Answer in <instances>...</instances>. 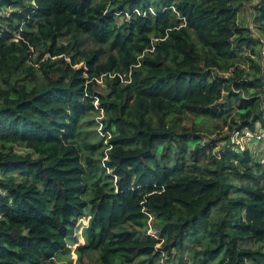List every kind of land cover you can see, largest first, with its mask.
Instances as JSON below:
<instances>
[{
    "label": "trees",
    "instance_id": "trees-1",
    "mask_svg": "<svg viewBox=\"0 0 264 264\" xmlns=\"http://www.w3.org/2000/svg\"><path fill=\"white\" fill-rule=\"evenodd\" d=\"M242 6L0 0V264H57L71 245L98 264H264V155L195 126L250 133L264 154L261 42ZM253 9L264 33V0Z\"/></svg>",
    "mask_w": 264,
    "mask_h": 264
},
{
    "label": "rangeland",
    "instance_id": "rangeland-1",
    "mask_svg": "<svg viewBox=\"0 0 264 264\" xmlns=\"http://www.w3.org/2000/svg\"><path fill=\"white\" fill-rule=\"evenodd\" d=\"M258 3V0H242V8L239 14V22L241 23V25L243 26H248L250 27L256 34L258 39L261 38L262 39V43H260V46H262V55L264 54V33L263 32H259L260 30H257V24H255L253 22L255 14L253 12V6H255ZM248 17V18H247ZM248 19V20H247ZM259 54L260 50H256ZM260 51V53H261ZM247 56V55H246ZM39 57H40V53H33L32 54V58L30 60V65L32 66V68H34L35 70V75L38 77V81L43 80V76L42 73L40 71V67H39ZM259 58V55H258ZM257 58V60H258ZM48 59H50V55H46L43 59H41V62L43 61H47ZM53 61L56 60V58H51ZM65 61L70 62V58L65 57L64 58ZM255 60V58H254ZM84 66V63L77 65L76 68H81ZM242 70H244L245 72H250V70L248 71V66L247 65H241L239 66ZM262 69L263 72L262 74H264V55L262 58ZM33 77H28L23 79L24 82H28L29 80H31ZM100 86L98 87V92L100 93H107L108 92V87L107 85H103L102 82L98 83ZM261 99H262V103H261V107L264 110V93L261 94ZM95 120L98 122L100 120H102L103 118V113L101 114H96L94 115ZM192 123H195L193 121L192 118H186L184 119L181 123H178L181 127H186V128H191ZM197 130L201 131V134L204 136L205 140L206 139H214V140H220V145L226 141L225 137H229V142L230 143H235L238 144L241 148H246L248 147L249 150L255 155L258 156V158L262 159L263 158V144L259 143L256 141V138L254 136H251L250 133H244V135H236L233 132L228 131L227 127H224L222 125L221 122H214V123H207L204 121H200L197 122V125H195ZM219 128V129H218ZM99 130L102 131V134L99 133V136L101 137V139L104 140V145L107 146L109 138H111V133L110 136L108 138H103L102 136H105V132L102 130V127H99ZM243 134V133H241ZM236 140V141H235ZM98 140H94V142H97ZM236 148V147H235ZM219 147L217 149H215V153L218 151ZM108 149H105L104 152L105 154L107 153ZM106 160V158L104 159ZM81 224L82 226H87L88 225V219H83L81 220ZM157 225H155V223H153V221L151 220V225H150V233H153L154 235L159 234V232L157 231L156 228ZM82 229V228H81ZM124 229H129V227H124ZM82 231L78 230V240L80 242V244L84 243V239L81 236ZM72 249L71 252L64 255V256H60L58 257L57 260V264H98L97 263V254L93 253H85L82 257L76 252L77 249V245H71ZM160 247V246H159ZM179 257V256H178ZM190 256L187 254H184L183 259L187 262L186 264H190V260H189ZM167 259V256H165L164 260ZM161 264H166L165 261L161 262ZM174 264H178V259L175 260Z\"/></svg>",
    "mask_w": 264,
    "mask_h": 264
},
{
    "label": "crops",
    "instance_id": "crops-1",
    "mask_svg": "<svg viewBox=\"0 0 264 264\" xmlns=\"http://www.w3.org/2000/svg\"><path fill=\"white\" fill-rule=\"evenodd\" d=\"M248 18V17H247ZM248 20V19H247ZM256 35V34H255ZM260 37V36H259ZM259 40H260V42L262 43L263 41H262V39L261 38H259ZM261 49H262V46H260V45H258V47H256L255 48V50H260L261 51ZM260 51H259V58H258V63H260L261 61H262V58H263V55H262V51H261V53H260ZM245 55H247V53H245ZM261 58V59H260Z\"/></svg>",
    "mask_w": 264,
    "mask_h": 264
},
{
    "label": "built area",
    "instance_id": "built-area-1",
    "mask_svg": "<svg viewBox=\"0 0 264 264\" xmlns=\"http://www.w3.org/2000/svg\"><path fill=\"white\" fill-rule=\"evenodd\" d=\"M96 81H97V83L102 82L101 80H96ZM96 105H97V102H96ZM99 132H100V134H102V131L101 130ZM234 134L239 135L238 133H234ZM105 136H106V134H105Z\"/></svg>",
    "mask_w": 264,
    "mask_h": 264
}]
</instances>
